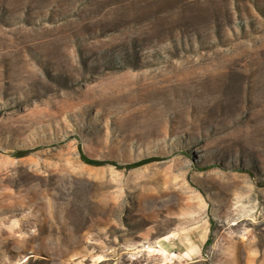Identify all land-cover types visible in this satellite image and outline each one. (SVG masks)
Here are the masks:
<instances>
[{"label":"rangeland","instance_id":"rangeland-1","mask_svg":"<svg viewBox=\"0 0 264 264\" xmlns=\"http://www.w3.org/2000/svg\"><path fill=\"white\" fill-rule=\"evenodd\" d=\"M0 264H264V0H0Z\"/></svg>","mask_w":264,"mask_h":264},{"label":"trees","instance_id":"trees-1","mask_svg":"<svg viewBox=\"0 0 264 264\" xmlns=\"http://www.w3.org/2000/svg\"><path fill=\"white\" fill-rule=\"evenodd\" d=\"M80 157H81V160L86 163V164H89V165H93V166H103L105 164H107L106 162L104 161H95V160H92V159H89L83 152L82 150L80 149ZM150 161L149 160H141V161H138L136 163H133L131 165H128L127 168L129 169H135V168H138V167H141V166H144L146 164H148Z\"/></svg>","mask_w":264,"mask_h":264},{"label":"bare ground","instance_id":"bare-ground-1","mask_svg":"<svg viewBox=\"0 0 264 264\" xmlns=\"http://www.w3.org/2000/svg\"><path fill=\"white\" fill-rule=\"evenodd\" d=\"M167 239H160L156 242V244L154 246H152L153 248H150V246H148V249L145 250H149V251H155L156 253H165L166 250H168L167 248Z\"/></svg>","mask_w":264,"mask_h":264},{"label":"built area","instance_id":"built-area-1","mask_svg":"<svg viewBox=\"0 0 264 264\" xmlns=\"http://www.w3.org/2000/svg\"><path fill=\"white\" fill-rule=\"evenodd\" d=\"M148 246H149V245H146V246H145V247H146V249H148Z\"/></svg>","mask_w":264,"mask_h":264}]
</instances>
